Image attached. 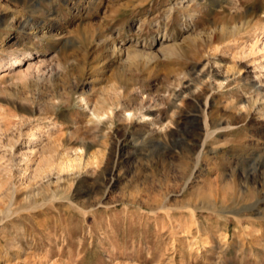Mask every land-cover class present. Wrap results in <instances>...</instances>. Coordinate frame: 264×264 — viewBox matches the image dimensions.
<instances>
[{"label":"rangeland","instance_id":"374dc122","mask_svg":"<svg viewBox=\"0 0 264 264\" xmlns=\"http://www.w3.org/2000/svg\"><path fill=\"white\" fill-rule=\"evenodd\" d=\"M181 1L0 0V264H264V0Z\"/></svg>","mask_w":264,"mask_h":264},{"label":"bare ground","instance_id":"6f19581e","mask_svg":"<svg viewBox=\"0 0 264 264\" xmlns=\"http://www.w3.org/2000/svg\"><path fill=\"white\" fill-rule=\"evenodd\" d=\"M188 1H191V0H182L181 1V6L184 8V9H186V10H189V8H188V5H185V2H188ZM167 39V36H164V38L162 39V41H161V44L163 43V41L164 40H166ZM113 48H114V50L116 51V45L114 44V46H113ZM114 51V52H115ZM22 62H23V59L22 58H20L19 56H16L14 59H13V62H11V64H10V68L12 69V70H14V68H18L17 70H16V72L17 73H22L23 71H22V68H21V64H22ZM32 64V63H31ZM40 66V65H39ZM28 67L30 68H32L33 66H31L30 64L28 65ZM38 67V66H37ZM31 70V69H30ZM28 73V72H27ZM259 202H261V201H259ZM263 202V201H262Z\"/></svg>","mask_w":264,"mask_h":264}]
</instances>
